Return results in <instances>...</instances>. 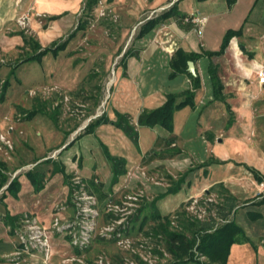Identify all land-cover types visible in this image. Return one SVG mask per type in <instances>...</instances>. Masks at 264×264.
Listing matches in <instances>:
<instances>
[{
	"label": "rangeland",
	"instance_id": "1",
	"mask_svg": "<svg viewBox=\"0 0 264 264\" xmlns=\"http://www.w3.org/2000/svg\"><path fill=\"white\" fill-rule=\"evenodd\" d=\"M52 1L58 4L70 3L71 6L65 10L67 14L61 19L49 22L48 17L54 10L51 12L34 4L9 21L1 31L5 37L0 41V81H7L9 88L4 100L0 101V133L11 140L12 150H8V153L11 151L9 154L0 151V174L7 178L0 189V223L4 222L14 239L11 252L3 257L4 264H41L42 254L29 247L33 224L50 231L55 221L60 225L72 223L73 230L79 232L83 224L77 214L81 202L77 198L83 193L82 184L86 186L87 183L77 170L78 165L82 164L75 161L77 156L70 157L71 162L68 160L74 164L71 170L65 166L68 187L64 200L59 196L51 197L48 201L46 196L40 193L44 188L36 190L28 181L33 190L30 199L34 197L36 202L41 200L43 204L52 205L43 206L40 210L41 214L49 216L45 221H41L35 213L25 211L12 216L6 210V204L8 206L11 203L9 206L13 213H17L24 202L16 199L18 192L14 196L6 189L16 179L19 188L23 185V189H26L28 172L39 171L43 174V182L53 177L52 161L62 164L63 160L61 151L57 148L67 141L70 134L71 137L83 134L89 123L110 112L109 101L114 90V76L117 68L124 62L122 54L127 51H141L151 45L140 47V40L136 37L147 19L164 11L138 9L132 0H99L93 11L88 13L85 9L87 0ZM59 11L64 12L61 9L55 10ZM81 23L85 24V28L80 30L78 27ZM19 32L34 37L43 47L62 37V41L68 40L67 48L58 58L49 55L39 65L19 64L25 57L22 38L17 35ZM72 33L73 37L69 38ZM226 81L233 87L229 93V104L236 119H240L232 127L233 135L264 150V84L258 83L256 74L246 80L241 74H231L226 76ZM236 92L238 96L233 94ZM209 110L217 113L221 111L224 118L212 124L216 127L225 126L228 115L224 106L216 104L215 108L210 107ZM30 113L33 115L31 119H27ZM241 152L242 149L234 157L238 159ZM192 158L187 155L189 166L195 164ZM61 171L65 177L64 169ZM184 171L185 168L182 172ZM178 173L166 165L150 170L142 167L127 170L123 178L125 181L121 183L122 186L113 190L110 201L103 200L95 206L99 212L98 216L95 219L87 217L86 220L93 223L89 246L80 250L71 244L72 237L67 233H53L49 241L55 258L51 263L78 264L72 259L80 257L85 264H93L98 257H102L105 263H118L134 258L139 264H148L142 258L146 257L145 252L142 254L139 249L142 242L147 244L145 247L152 249L148 250L151 254L159 258L156 263L150 259L151 264L170 263L171 258L162 252V240L150 230L152 221L149 223L147 220L141 227L143 216L140 211L143 205L158 194V190L151 191L150 197L148 188L166 189L170 183L168 177L175 180ZM61 179V175H56L50 184L53 188H59ZM110 179L111 176L108 175V185ZM136 194L142 196L137 202L132 199ZM171 199L176 201L174 197ZM221 201V190L214 186L208 190V194L203 193L198 199L188 200L177 211L186 210L189 216L202 220L213 214L209 212V209H212L211 204ZM45 208L50 210H44ZM238 221L243 226L247 224V220L241 216ZM123 226L127 227V230L121 237L130 239V247L118 245L117 241L108 235ZM199 261L208 264L204 257H200Z\"/></svg>",
	"mask_w": 264,
	"mask_h": 264
},
{
	"label": "crops",
	"instance_id": "2",
	"mask_svg": "<svg viewBox=\"0 0 264 264\" xmlns=\"http://www.w3.org/2000/svg\"><path fill=\"white\" fill-rule=\"evenodd\" d=\"M132 1L136 3L138 9L149 8L154 11L159 9L167 11L175 5L180 13L188 15L192 19L191 24L180 23L175 18L160 23L144 37L139 39L136 37L137 40H140L138 45L142 48L151 44L148 48L134 51L126 57L124 54L129 53L128 51L122 54L124 62L117 68L114 76V90L109 101L110 112L105 114L110 121L115 120L114 112L117 111L129 115L132 122L136 124L141 111L156 109L166 102L168 94L180 93L190 87V80L184 74L169 78L171 72L169 63L178 49L194 54L216 52L220 49L223 37L228 30L242 28V36L230 40L224 55L211 60L202 57L194 63L196 76H199L201 85L195 92V108L187 106L175 112L173 116V135L178 138L177 148L181 150L180 154L172 158L165 156L163 141L168 137V134L159 127H137L138 144L135 146L120 129L112 124H103L91 134H81L76 137H71L70 134L67 141L57 148L63 156L62 164L59 161L54 162L61 170L65 171L66 167L71 170L74 164L69 163V161L71 162L70 157L77 156L75 160L77 164L82 162L77 169L80 176L86 182L92 178L97 179L101 183L104 193L108 195L107 201H110L109 197L113 190L122 186L125 174L119 176L116 183H112V166L106 158L104 148L107 149L110 156L124 161L126 172L138 167L150 170L165 165L167 168L176 170L179 173L175 180L172 179L173 183L182 179V175L184 176L176 193L167 194L168 189L176 188L173 183V185L171 184L170 177H168L170 183L167 184L166 189L148 188L150 197L151 191L158 190V194L143 205V209L140 211L143 216L142 220L147 218L149 223H151V213L157 212L161 216L172 215L188 200L198 199L203 193L208 194V190L214 186H218L221 190L222 186L237 201L236 211L231 218L242 228L248 239V242L242 241L231 246L226 264H264V205H258L264 195V180L258 183L251 172V170H255L264 179V150L258 145L252 146L233 135L232 127L240 119H236L232 108L234 122L227 128L229 114L223 102L213 101L212 86L208 74V66L211 61L218 66L219 75L224 85L223 92L228 104L231 96L229 93L233 87H230L226 81L227 75L241 74L244 80L251 78L253 74L257 76L258 67L264 64V0H235L230 9L227 0ZM34 4L38 8L51 12L54 10L48 19L51 17H58V19L48 20L49 22L61 19L67 14L65 10L71 6L67 2L58 4L52 0L46 2L44 0H0V41L5 37L1 31L4 30L8 22L17 18L22 11H26ZM56 9L64 10V12H55ZM155 34L157 35L155 36ZM65 50L59 52L56 57L48 54L42 58L40 63H32L39 65L49 55L58 58L59 54ZM233 94L238 96L237 92ZM216 104H222L228 115L225 126L216 127L212 124L216 120L224 118L221 111L218 113L214 110L208 111L210 107L215 108ZM208 136L211 139H208ZM157 140L161 142V145L156 148ZM154 147L161 157L145 162L146 154L150 153ZM241 149L243 152L236 159L234 156H237ZM187 155L193 157L194 165H188ZM211 160L219 163L214 162L208 166H202ZM184 168L185 171L182 172ZM53 169L52 161L51 175L53 177L61 175L62 183L59 188H53L50 184L53 177L49 180L46 179L43 182L44 189L40 193H43L47 200L59 196L64 200L68 184L62 172L52 174ZM37 173L40 172L37 171ZM64 174L68 176L66 171ZM108 175L111 176L109 185ZM28 181L26 189H23V185H21L16 195V199L24 202L25 205L23 203L18 212L13 213L9 206L11 203L8 206L6 204V210L12 216L24 211L35 213L41 221H45L49 216L41 214L40 210L43 206L50 207L52 205L50 202H48L50 204H43L41 200L36 202L34 197L30 199L33 190ZM171 197H174L176 201ZM6 202L8 201L6 200ZM152 202L155 203L153 207L155 209H152ZM98 203L101 201L98 200ZM44 210L50 209L45 208ZM254 214L260 216L253 218ZM240 216L247 220L245 226L238 221ZM2 229L4 230L0 233V264H4L3 257L11 252L14 243L12 233L7 231L4 222L0 223V231ZM54 258L52 254V262Z\"/></svg>",
	"mask_w": 264,
	"mask_h": 264
},
{
	"label": "trees",
	"instance_id": "3",
	"mask_svg": "<svg viewBox=\"0 0 264 264\" xmlns=\"http://www.w3.org/2000/svg\"><path fill=\"white\" fill-rule=\"evenodd\" d=\"M112 1V0H108ZM235 0H227L228 8L230 9L234 4ZM99 3V0H87L85 9L88 13H91L94 7ZM171 18H175L178 22H187L191 24V17L180 13L176 6L173 5L167 11H164L156 17H152L147 20L139 30L137 38H142L148 33H150L158 24L163 23ZM58 17H51L48 20H56ZM80 30L85 28V24L81 23L78 27ZM243 29L239 30H228L221 44V47L216 52H202V54L185 53L183 50L178 49L172 56L169 68L170 74L169 78H174L178 75L184 74L190 80V87L180 93L168 94L166 96V102L152 110H143L137 117L136 124L132 122V118L127 114H121L115 111V120L110 121L106 115L97 117L94 121L89 123L84 129L83 134L94 133L95 129L103 124H112L116 128L120 129L133 143L135 146L138 144V132L137 127H159L163 129L168 137L163 141L164 150L166 151L167 157H174L180 154L181 150L177 148L178 138L173 135V116L175 112L185 108H195L194 98L195 92L200 88V78L199 76H192L188 72V62L191 61L196 63L202 57H207L210 60L214 57H220L224 55L229 42L234 37L242 36ZM23 41V50L25 57L20 60L19 64L37 62L40 63L42 58L48 54L56 57L59 52L65 50L68 40L62 41V38L52 42L47 47H42L40 43L31 36L25 35L23 32H19ZM74 33H72L69 38H72ZM131 55V53H125L124 57ZM14 71H11L13 75ZM208 74L210 77V82L212 86L213 101L223 102L225 108L229 114V120L227 122V128L232 126L234 122V114L231 110V106L226 102V96L224 95V85L221 81L219 75L218 66L210 61L208 66ZM9 88V83L0 81V101L4 100L5 94ZM31 115L27 116V119H31ZM208 139L211 137L208 136ZM161 142L156 141L155 147H159ZM152 149L150 153L145 156V162H149L155 158L161 157L156 149ZM105 154L106 158L112 166V183L118 181L119 176L126 173L124 168V161L114 158L109 155L106 148ZM217 163L218 161L211 160L205 162L202 166H208L212 163ZM219 163V162H218ZM54 169L52 174L61 171L58 164L53 162ZM62 172V171H61ZM253 176L258 183H261L264 179L259 176L255 170H251ZM27 179L32 183L36 190L43 188V174L34 172H28L26 174ZM182 179L173 183L171 179V184L173 183L176 188L168 189L167 194H174L178 191L180 184L183 182ZM67 179V176H65ZM7 178L0 174V189L4 186ZM86 182V181H84ZM85 189L87 192L97 198V200H106L107 196L101 186V183L95 178L90 179L86 182ZM172 184V185H173ZM7 192L12 193L14 196L19 191V183L17 179L11 182L7 187ZM5 196V195H4ZM163 197V196H162ZM221 197L222 201L217 204H211L212 209L209 212H213L212 215L205 219H197L189 216L186 210L176 211L172 215L161 216L157 212H153L150 215V220L153 226L151 227L152 234L156 237H160L163 242V252L167 254L171 261L168 264H187L190 262L196 264H202L199 261L200 257H204L208 260V264H226L230 248L233 244L240 243L242 241H247L244 231L236 222L231 218L232 214L236 211L237 201L230 195V193L222 188L221 186ZM258 205H264V195L262 199L258 202ZM155 203L152 202V209ZM253 218H258L260 215L254 214ZM147 218H143L141 227L146 223ZM176 225L175 227L173 225Z\"/></svg>",
	"mask_w": 264,
	"mask_h": 264
},
{
	"label": "built area",
	"instance_id": "4",
	"mask_svg": "<svg viewBox=\"0 0 264 264\" xmlns=\"http://www.w3.org/2000/svg\"><path fill=\"white\" fill-rule=\"evenodd\" d=\"M257 79H258V83L260 85L264 84V64H262L261 66L258 67ZM9 128L12 129V127H9ZM11 143L12 142L10 139H8L2 133H0V151H4V152L8 153V150H12V144ZM8 154H6V155H8ZM85 187L86 186L83 183L82 187H81L82 188L81 190H83V193H82L81 197L77 198V200L81 201L80 205H79V209H77L78 210L77 214H79V216L81 217V221L83 224L81 226L79 232L73 230L74 224H72V223H67L66 225H60L58 223V221H55L50 228V231L52 233H50L49 230H43L39 227H36L35 224L32 225L31 236L29 238V240H30L29 241V247L33 251H35L39 254H42L41 255L42 256L41 264H52L51 263L52 249H51V245H50L49 240L51 239L53 233H55V234H66L67 233L68 236L72 237L71 238V244L76 248H80V250L86 249L89 246L90 238H91L90 237V231L93 228V223H90V221H87L86 219H87V217L95 219V217L98 216L99 212H97L96 208H95V206L98 204L97 198L95 196L89 194L87 192V190L85 189ZM132 199L135 202H137L140 199H142V196L139 194H136L135 196L132 197ZM68 229H72V230H68ZM126 230H127V227L123 226V227L118 228L114 233H110L108 235H109V237L110 236L113 237L117 241L118 245H120V246L124 245V246L130 247L132 244L130 242V239H124L121 237L122 233H125ZM48 231H49V233H48ZM106 231H109V230L106 229ZM101 235H102V233H101ZM145 245H147L145 242H142L139 244L140 252L142 254L145 252L144 254H146L145 255L146 257L142 256L143 260L148 262V264H151L150 259H152L153 262L156 263V261L159 259L158 256L151 254V252H149V251L152 249L150 247H145ZM145 250H147V251L149 250L148 253ZM140 257H141V255H140ZM135 258L138 259L137 257H135ZM72 260L78 264H85L83 259H81L80 257H75ZM93 264H139V263H138V261L134 260V258L124 259L122 262H118V263H110V262L105 263L104 259L102 257H98L96 262Z\"/></svg>",
	"mask_w": 264,
	"mask_h": 264
},
{
	"label": "water",
	"instance_id": "5",
	"mask_svg": "<svg viewBox=\"0 0 264 264\" xmlns=\"http://www.w3.org/2000/svg\"><path fill=\"white\" fill-rule=\"evenodd\" d=\"M188 72L192 75V76H196V71H195V66H194V63L189 61L188 62Z\"/></svg>",
	"mask_w": 264,
	"mask_h": 264
}]
</instances>
